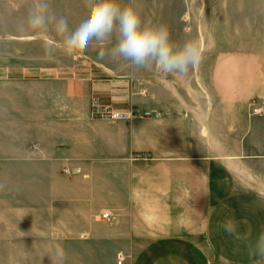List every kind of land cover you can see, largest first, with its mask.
I'll return each instance as SVG.
<instances>
[{"label": "crops", "instance_id": "1", "mask_svg": "<svg viewBox=\"0 0 264 264\" xmlns=\"http://www.w3.org/2000/svg\"><path fill=\"white\" fill-rule=\"evenodd\" d=\"M118 2L124 6L129 0ZM135 2L144 24L167 26L176 44L197 42L200 63L186 75H166L155 65L135 69L122 58L98 59L91 45L67 56L51 26L43 33L27 29L34 0H0V264L52 263L58 257H43V247L80 237L121 246L127 215L131 232L138 230L133 218L139 212L143 166L162 167L163 175L180 182L200 183L203 166L210 182L235 176L264 181V117L248 118L236 145L227 136L233 134V109L264 97V0ZM48 3L50 11L69 18L70 27L85 16V0ZM46 47L55 49L51 57ZM140 70L145 74L133 72ZM136 85L147 88L133 92L129 87ZM176 85L211 87L210 105L202 93L191 92L192 101L187 100ZM93 94L107 96L118 109H148L160 116L93 117ZM218 111L225 122L216 127L212 117ZM258 192L264 198V189ZM178 193L181 200L168 212L185 213V198L200 196L185 187ZM188 207L200 213V207ZM106 210L110 220L102 218ZM218 210L210 205L207 213ZM214 220L210 216V223ZM197 227L189 234L152 235L125 261L122 254L111 261L219 264L203 247L216 230L200 233Z\"/></svg>", "mask_w": 264, "mask_h": 264}, {"label": "rangeland", "instance_id": "2", "mask_svg": "<svg viewBox=\"0 0 264 264\" xmlns=\"http://www.w3.org/2000/svg\"><path fill=\"white\" fill-rule=\"evenodd\" d=\"M133 72L135 74H145L144 70ZM129 88L133 92L143 94L147 87L145 85H136ZM174 88L178 89L181 95L186 96L187 100L191 98V101V92L202 93V95H206L208 106L210 105L209 94H213V92L209 86L176 85ZM102 97L109 99L107 96L102 95ZM202 98L204 101L205 96H202ZM218 100L214 98L217 106H219ZM217 114L212 117V119L215 118L216 120V127L217 125L221 126L222 122H225L222 112L218 111ZM253 117L264 116L250 115L248 103L236 106L233 109V134H230L229 131L227 134L231 142L235 145L239 142L246 120ZM233 156H239V154L235 153ZM143 169L146 170H140L143 175L137 182L140 192L138 199L139 212L133 218L138 225L137 232H131V219L127 215L123 219L124 232L127 238L120 239L121 246L116 247L114 241H98L89 237L75 238L71 243L58 245L57 247H52V249L43 247V257H58V260L52 261V263L47 261L43 262V264H113L111 258H117L119 254L124 255L123 261H125L127 257L129 258L131 254H135L136 251L141 249L143 244L150 241L153 238L152 235L189 234L194 231V226H198L195 230H199L200 233H204L203 231L206 230L209 231L210 228L216 230L215 232L217 233L214 237L212 236L211 240L203 241V247L209 256L218 257L219 264H256L254 261L260 258L250 257L249 247L254 244L261 230H264V213L259 212L261 211V206L264 205V198L257 196L259 194L258 189H264V181L260 182L259 177L256 176L244 180H239L235 176L234 179L230 177L229 182H210L208 180L210 173L208 170L204 171L205 167L203 166L200 183L180 182L175 177L170 176V180L169 176L163 175L162 167H158V170L154 171L147 169L145 166H143ZM222 177L219 175L218 179ZM248 185L251 188H247ZM183 187H185L186 192L196 190L200 196L196 194V198H192V200L188 197L185 198L187 212H168L169 210L171 211L172 207L169 205L173 201H177L178 198L181 200L178 192ZM211 190L214 191V194L218 192V196L211 198ZM227 190L231 193L229 197H225ZM189 204L196 205L197 208L200 207V213L189 212L191 208L188 207ZM210 205H218L219 207L218 212L214 215L207 213ZM144 211L150 212L145 213ZM210 216L216 219L213 223H210ZM117 220L119 219L117 218ZM226 220H232L235 224L236 230L231 235L225 233L221 227ZM148 227L152 228V230L149 231ZM135 240H137L136 243Z\"/></svg>", "mask_w": 264, "mask_h": 264}, {"label": "clouds", "instance_id": "3", "mask_svg": "<svg viewBox=\"0 0 264 264\" xmlns=\"http://www.w3.org/2000/svg\"><path fill=\"white\" fill-rule=\"evenodd\" d=\"M85 9L80 22L70 27L66 15L58 16L50 11L48 0H34L26 26L37 33L46 32L51 26L67 56L85 51L91 45L98 49V59L122 58L135 69L151 70L155 65L166 75H186L190 67L202 60L203 51L197 42L176 44L167 26L144 24L135 0L124 6L118 0H85ZM54 51L52 47L45 49L49 57ZM221 227L229 235L236 230L232 220L224 221ZM249 256L264 260V230L250 245Z\"/></svg>", "mask_w": 264, "mask_h": 264}, {"label": "built area", "instance_id": "4", "mask_svg": "<svg viewBox=\"0 0 264 264\" xmlns=\"http://www.w3.org/2000/svg\"><path fill=\"white\" fill-rule=\"evenodd\" d=\"M250 115L264 116V98L253 97L248 103ZM90 112L93 117L103 118L107 120H131L134 118L160 116V112L139 109V108H126L118 109L114 107L113 103L100 94H93L90 102ZM102 218L106 220L111 219L110 211L106 210L102 213Z\"/></svg>", "mask_w": 264, "mask_h": 264}]
</instances>
